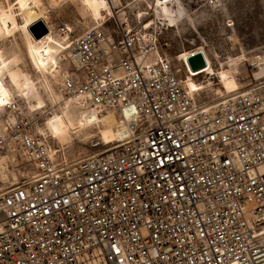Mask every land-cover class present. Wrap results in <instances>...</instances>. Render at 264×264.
Wrapping results in <instances>:
<instances>
[{"label":"built area","instance_id":"1","mask_svg":"<svg viewBox=\"0 0 264 264\" xmlns=\"http://www.w3.org/2000/svg\"><path fill=\"white\" fill-rule=\"evenodd\" d=\"M161 33L72 38L61 92L116 114L117 144L69 158L25 114L0 132L31 170L0 197V264H264V79L201 99Z\"/></svg>","mask_w":264,"mask_h":264},{"label":"rangeland","instance_id":"2","mask_svg":"<svg viewBox=\"0 0 264 264\" xmlns=\"http://www.w3.org/2000/svg\"><path fill=\"white\" fill-rule=\"evenodd\" d=\"M21 1L0 0V69L9 99L14 101L10 108L8 104L0 107V132L9 124L6 120H16L18 114L31 116L38 130L49 135L52 149L69 158L101 152L111 147V140L117 144L123 137L118 117L113 126L94 124L88 130L92 136H75L68 130L59 105L52 98V93L67 97L61 92V82L71 68L68 59L72 37L101 25L113 30L116 22H123L119 19L121 13L127 20L124 23L129 25L154 21L152 26L162 30L163 52L173 65L182 68L184 81L191 78L204 86L197 92L201 99L216 101L251 80L264 79V0H168L159 5L157 0H108L112 16L100 24L86 11L82 0H68V5L67 0H38L45 8L39 19L54 27L52 35L48 31L42 37H47L43 42L47 51L43 57L45 62L50 60L53 48L63 35L60 29H71L69 41L55 55L57 67L53 69L49 64L45 77L29 54L27 34L22 27ZM196 52H202L207 62L198 71L188 63L189 56ZM245 61L250 67L242 73L239 68ZM251 70L255 71V77ZM103 114L93 112L94 117ZM18 165L0 154V195L31 171L29 168L21 171Z\"/></svg>","mask_w":264,"mask_h":264},{"label":"bare ground","instance_id":"3","mask_svg":"<svg viewBox=\"0 0 264 264\" xmlns=\"http://www.w3.org/2000/svg\"><path fill=\"white\" fill-rule=\"evenodd\" d=\"M82 2L84 4V8L86 9V11L90 14L92 19L95 20L97 24L105 23L112 16L111 7L109 5L108 0H82ZM166 2H168V0H157L156 4L159 5V4H164ZM21 4H23L21 6V12L24 18V25L22 27L25 29V32L27 34V42H28L27 46H28L29 54L37 70L41 73L43 77H45L46 74H48L49 72V64H50V67L53 69L57 67L56 66L57 59L55 55L57 53H61L62 49H64V44H66L69 41L71 29L70 27L68 28L64 27V30L62 31L63 35L61 34L59 43L56 44L55 47L53 48L52 54L49 57L50 60L45 62L43 60V57L46 56L47 51L44 47L43 42L47 37L39 40L35 38L34 35L30 31V26L34 24L35 22H37L38 21L37 19L43 17L45 8L42 4L38 2V0H22ZM65 4L68 5L69 1L67 0ZM119 19L120 21L123 20V22L127 21L126 18H124L123 13L120 14ZM39 20H43V19H39ZM47 23H48V29L51 32L50 35H52L54 33V30H53L54 27L49 22ZM144 23L146 24L147 28L155 27V26H152L154 25L153 20H150ZM101 26H104V25H101ZM97 27H100V26H96L93 28H97ZM93 28H89V29H93ZM50 35H48V37ZM247 63L248 62L245 61L244 65L241 68H239L241 72L242 71L245 72L246 70L249 69L250 65L249 63L247 65ZM255 68H257V66L254 67L253 69ZM250 72L253 76L256 75L254 70H251ZM4 78L5 76L0 69V100L5 101L3 103H0V107L8 104V108H10L12 107V104L14 103V101L11 102V100L9 99L8 89L4 82ZM185 85L187 86V89L189 90L191 94H196L197 92L204 89V86L202 84L196 82L195 80L191 78L186 79ZM227 94L229 93H226L225 95ZM52 98L55 104L59 105L60 116L63 119L64 123L66 124L68 130L75 136H81L83 134H85L88 137L92 136V134H90L88 130H90V127H92L96 123H102L106 126H113L117 124V116L113 112L104 113L101 117H94L93 115L94 110L89 105L83 103V101H81L78 98L60 97L54 93H52ZM14 120L13 121L6 120V121L9 123H13ZM39 131L49 136L48 134L41 131L40 129ZM121 131H122V134L124 135V126H122ZM111 142H113L111 146L115 145L113 140H111ZM53 152H55V150H53Z\"/></svg>","mask_w":264,"mask_h":264},{"label":"water","instance_id":"4","mask_svg":"<svg viewBox=\"0 0 264 264\" xmlns=\"http://www.w3.org/2000/svg\"><path fill=\"white\" fill-rule=\"evenodd\" d=\"M30 31L35 38L39 39L46 35L49 31L48 26L43 20H38L30 26ZM188 63L191 69L198 71L207 66L206 59L201 52L191 54L188 58Z\"/></svg>","mask_w":264,"mask_h":264},{"label":"snow or ice","instance_id":"5","mask_svg":"<svg viewBox=\"0 0 264 264\" xmlns=\"http://www.w3.org/2000/svg\"><path fill=\"white\" fill-rule=\"evenodd\" d=\"M3 102H5V101H3V100H0V103H3Z\"/></svg>","mask_w":264,"mask_h":264}]
</instances>
